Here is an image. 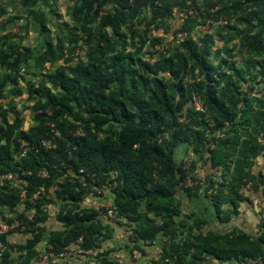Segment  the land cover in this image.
Here are the masks:
<instances>
[{"label":"trees","instance_id":"1","mask_svg":"<svg viewBox=\"0 0 264 264\" xmlns=\"http://www.w3.org/2000/svg\"><path fill=\"white\" fill-rule=\"evenodd\" d=\"M203 1L201 6L200 0H72L66 23L59 22L62 17L51 0H19L35 23L39 44L34 48L5 34L7 21L0 24V100L11 102L8 108L0 104V168L31 171L30 194L46 181L36 176L39 170L51 177L72 170L67 178L72 182L66 179L55 192L66 202L57 218L62 227L48 234L43 227L28 231L31 236L24 245H12L26 249L21 264L30 263L34 247L44 238L57 252L80 236L82 248L98 250L94 264H122L108 254L127 252V261L134 252L146 256L153 247L167 264H246L248 259L264 264L263 220L256 235L230 225L246 198L241 189L250 185L252 191L264 190L263 168L252 172L258 158L264 167V0ZM191 7L200 20L225 21V47L235 43L231 49L224 47L229 58L235 52L254 58L239 67L228 58L214 64L209 60V34L187 37L175 47L148 38L146 29L152 25L171 30L170 19L176 14L181 24L172 38L177 32L192 33L196 18L180 16ZM7 15L0 8V19ZM80 44L86 46L85 59L76 58ZM59 61L62 65L55 70L42 71L47 63ZM32 65L38 83L23 74ZM21 83L27 96L19 108L29 110L33 122L26 131L13 103L24 94ZM193 96L201 100L204 113L191 106ZM18 140L33 148L13 164ZM43 140L54 148L41 147ZM183 146L205 161L209 182L191 176L196 162L188 169L186 161L176 163L174 156ZM80 169L88 192L117 172L115 223L80 208ZM200 193L210 201L222 228L211 224L212 217L183 212L182 195L192 199ZM17 203L15 193L1 194L0 216L5 206ZM123 221L128 238L116 241L113 225Z\"/></svg>","mask_w":264,"mask_h":264},{"label":"built area","instance_id":"2","mask_svg":"<svg viewBox=\"0 0 264 264\" xmlns=\"http://www.w3.org/2000/svg\"><path fill=\"white\" fill-rule=\"evenodd\" d=\"M196 18V25L192 33L177 32L174 37L175 43L178 45L183 42L187 37L196 39L200 33L206 35L207 26L203 25L200 18L197 16L196 11L192 7L188 10L187 14L181 13L182 18L187 16ZM216 24L224 25L225 21L219 20ZM32 105V103H31ZM19 106V104L17 105ZM191 106L194 110L204 113L205 108L201 100L195 96L192 97ZM19 108V107H18ZM19 110V109H18ZM21 117L23 119L22 129L26 131L33 125L32 119L26 127L27 118H32L30 111H21ZM28 114V116H26ZM54 138H59L57 130L51 129ZM18 153L12 154V163L19 162L22 158L26 157V154L33 147L29 146L24 140H18ZM4 142H0V147ZM40 146L44 149H53L54 144L49 140H43L40 142ZM53 170L57 169V166H53ZM31 171H25L18 167L16 172L5 171L0 168V196L1 194L15 193L18 198L16 206L10 208L4 207L3 217L0 216V264H21L20 259L26 256V249L12 248V245H24L26 240L31 236L28 231H33L38 228H45L46 234L50 231H57L62 227V223L57 220L62 205L66 204L64 201H60L56 196V190L62 186L63 182L71 177L72 170L65 169V172L58 177H51L50 173L41 169L37 172L36 176L46 180L40 187L35 188L33 193L28 192L29 181L33 175ZM80 175L79 182L84 187L83 199L79 202L80 208L90 209L97 214V219H104L108 222L115 223L118 220V210L113 203V192L118 187L117 172L110 173V178L106 180V183L100 184L94 188V191L88 192L87 184L85 183L81 175L84 174L82 169L78 170ZM264 175V173H263ZM72 182V179H67ZM99 183L100 179L95 180ZM250 185L247 186V188ZM247 188H243L245 191ZM243 190V191H244ZM242 191V190H241ZM89 199L93 202L89 204ZM116 233V232H115ZM117 234V233H116ZM128 238L118 237L114 239L121 241ZM83 244V237H78L69 246L63 248L61 251H55L48 241L42 239L34 247V254L29 264H94L92 259L98 258L99 252L96 249H84L81 247ZM125 254L123 252H110L108 259L114 260L120 263L124 261ZM247 264L256 263L255 260L248 259Z\"/></svg>","mask_w":264,"mask_h":264},{"label":"rangeland","instance_id":"3","mask_svg":"<svg viewBox=\"0 0 264 264\" xmlns=\"http://www.w3.org/2000/svg\"><path fill=\"white\" fill-rule=\"evenodd\" d=\"M203 0H200L199 4H201V6H203ZM52 4V8L54 9V11L60 16L61 19H59V22H66L69 23L70 19L68 16L69 13V7L72 5V0H51L50 2ZM19 0H0V8H5L8 15L4 18L0 19V24L2 22L7 21V30L5 31V34H12L17 36L15 42H20L23 44V46L26 47H30V48H34L36 46H38L39 41L37 39L36 36V28H35V23L32 19V16L30 14H26L24 13V11L21 9V6L19 5ZM208 19V18H207ZM210 19V18H209ZM172 24H173V28L170 30L169 28L166 27H161L159 29H155L153 28L154 26H150L149 28L146 29V35L148 36V38L150 40L153 39H157V38H161L164 42L163 43H170L171 47H175L177 44L174 41V38H172V31L175 28H178L180 26V20L176 15L172 16L171 19ZM212 21V22H211ZM211 21H204L203 19L201 20L202 24L207 26V28H204L205 30H207L209 34V36L211 37L212 41H213V45L211 48V52H210V57L209 60L211 62H213L214 64L217 63L218 61L224 59V58H228V60L230 62H232L235 66L239 67L242 65L247 64L251 59H253L254 57L251 58L250 55H247L246 53H233L232 57L229 58L228 55H226L224 53V49H231L234 44L231 45H227L225 47V43H224V37L227 36L226 35V30L224 27H221L222 25H218L214 22V20ZM142 27H137L138 30L141 31ZM50 29L53 30V26L52 24L50 25ZM1 32H0V36H1ZM204 34L200 33L199 37H202ZM198 39V37H197ZM80 46H83L82 44H80ZM225 47V48H224ZM158 49V47L156 46L155 50ZM218 52L219 55L217 57H214V53ZM143 53H145V57L148 55L147 54V50L145 49L143 51ZM87 56V51H86V46L82 47L80 50H78L77 52V56L76 58H82L85 59ZM76 60V59H75ZM73 60V62L75 61ZM71 62V63H73ZM62 65V61L59 62H55V64L51 65L49 63H47L45 65V69L42 70L43 72H47V71H53L55 70L58 66ZM258 69V67L255 68V71ZM24 76L26 77L27 81H31L33 83H38V81H40V78L37 74V70L34 68V66L32 65L31 69L27 70L24 69L23 72ZM257 74V72H256ZM262 88H264V85L262 86ZM19 89L22 90L24 92V94L22 95V99H18L16 98L14 100V106L15 104H21L22 101H26V96L27 94L25 93V84L21 83L19 85ZM6 94H10V90L7 88L6 90ZM7 97H9V95H6ZM25 99V100H23ZM0 104L1 106L4 108H8L11 106V102L8 100H4L1 101L0 100ZM26 116H28V114H26ZM31 120V118H27L26 121V127L28 126V124L30 123L29 121ZM184 147V146H183ZM181 147L180 150L176 153V155L174 156V159L176 161L177 164H180L182 162L186 161V168L188 169V167H190V164L192 162H196V167L195 170L190 171L191 172V176L195 179H199V180H204L206 182V180L208 181V179H206L205 176L206 175V171L203 168V164H204V160L199 159L196 154L192 153V149H189L188 147ZM188 148V149H187ZM261 159L258 158L256 161V165L255 167L252 169V172L258 173L260 171V169L262 168L261 165ZM261 173H264V168L261 169ZM208 174V173H207ZM216 179L217 182H220V174L216 175ZM209 182V181H208ZM207 185V184H206ZM249 188V187H248ZM244 189H242L243 191ZM250 190V188L248 189ZM245 193V190H244ZM93 202L92 199H89V204H91ZM212 208L211 204H207V207ZM210 212H212V210H210ZM126 226V223L123 221L121 223H117V225H113V227H115V238L118 237H125L126 234L123 231V227ZM223 227V226H222ZM221 227V228H222ZM235 228V227H234ZM208 229V228H207ZM237 229V228H235ZM238 230V229H237ZM253 235V234H251ZM161 241L163 242V239L161 238ZM147 255L146 256H142L140 253L138 252H134L133 255L125 262H123L122 264H152L150 262H158V264H167L166 261L165 262H161L160 261V257H159V252H157L156 248H152L149 251V248L147 249ZM124 254H127V252H123ZM168 264H172V263H168ZM221 264V263H220ZM226 264H237L235 262H229ZM252 264H256V263H252ZM257 264H261L259 263V261H257Z\"/></svg>","mask_w":264,"mask_h":264},{"label":"crops","instance_id":"4","mask_svg":"<svg viewBox=\"0 0 264 264\" xmlns=\"http://www.w3.org/2000/svg\"><path fill=\"white\" fill-rule=\"evenodd\" d=\"M22 97L23 96H21L20 99H22ZM18 109L20 110V108ZM261 165L262 168H264L262 161H261ZM263 191H264L263 187H260L257 191H252V189H250L249 191L246 190L245 193L244 191H242L244 196L247 198H245V200L242 203H240L239 213L236 217L232 218L230 223L231 227L233 228L235 227L238 230L253 235H256L259 232L260 221L263 220L264 222ZM208 203L211 204L210 201L204 197L203 193H200L197 198H192V199L186 198L184 194L182 195V208L184 213L189 215L193 214L195 216H207L209 218L212 217L213 222L211 221V224L213 223L217 229H220L222 225L216 223L217 221L215 220L213 208H210V206L207 207ZM210 210H212V212H210ZM211 228L214 229L215 227H210V229ZM221 264H226V263H221Z\"/></svg>","mask_w":264,"mask_h":264},{"label":"clouds","instance_id":"5","mask_svg":"<svg viewBox=\"0 0 264 264\" xmlns=\"http://www.w3.org/2000/svg\"><path fill=\"white\" fill-rule=\"evenodd\" d=\"M17 98L20 99L21 97H17ZM15 99H16V98H15ZM24 102H26V101H24ZM22 103H23V102H22ZM22 103H21V104H22ZM27 105L32 106L33 104L31 105V102H30V103H28ZM16 106H17V104H16ZM19 106H20V104H19ZM19 106H17V107H19ZM24 111H27V110H24ZM28 111H29V110H28Z\"/></svg>","mask_w":264,"mask_h":264},{"label":"bare ground","instance_id":"6","mask_svg":"<svg viewBox=\"0 0 264 264\" xmlns=\"http://www.w3.org/2000/svg\"><path fill=\"white\" fill-rule=\"evenodd\" d=\"M242 190V189H241ZM247 198V197H246ZM213 231V230H212ZM208 232H210V231H208ZM239 232V231H238ZM211 233V232H210ZM262 234V233H261ZM250 236V235H249ZM199 255V254H198ZM208 260V259H207Z\"/></svg>","mask_w":264,"mask_h":264}]
</instances>
